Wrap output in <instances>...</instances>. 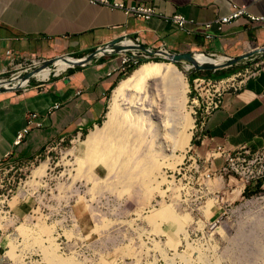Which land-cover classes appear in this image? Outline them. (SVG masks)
<instances>
[{
    "label": "crops",
    "instance_id": "crops-1",
    "mask_svg": "<svg viewBox=\"0 0 264 264\" xmlns=\"http://www.w3.org/2000/svg\"><path fill=\"white\" fill-rule=\"evenodd\" d=\"M125 1L151 2L166 15L181 13L191 20L189 33L160 16L142 20L88 0H0V73L10 66L11 57L15 62L63 55L81 58L113 40H125L129 46L137 41L151 49L166 46L174 53L202 50L226 57L257 51L237 63L238 71H245L259 60L263 63L245 78L239 90L224 93L221 106L207 118L202 134L194 133L189 160L202 196L210 201L212 217L250 192L264 189V179L246 182L233 171L223 172L225 159L216 151L241 147L252 153L264 150V52H258L264 47V23L247 16L221 29L214 23L229 14L233 4L264 16V0ZM206 22L213 23L208 30L213 34L211 38H205ZM119 61L120 54L99 53L85 64H70L66 70L50 74L40 84L32 82L28 89L0 90V163L22 166L36 160L49 145L97 127L119 79L109 72ZM186 94L183 85L179 97L182 108ZM56 104L58 107H54ZM30 112L41 115L43 126L32 129L22 143L15 144L16 134L25 126ZM19 195L18 186L7 196L0 189V264H47L41 250L22 248L25 238L20 226L35 227L37 221L32 219L34 201ZM59 219L65 222V217ZM11 243L18 246L13 257ZM51 247L58 257L65 249V236L57 237Z\"/></svg>",
    "mask_w": 264,
    "mask_h": 264
},
{
    "label": "rangeland",
    "instance_id": "rangeland-1",
    "mask_svg": "<svg viewBox=\"0 0 264 264\" xmlns=\"http://www.w3.org/2000/svg\"><path fill=\"white\" fill-rule=\"evenodd\" d=\"M194 51L198 50L176 54L189 55ZM173 59L178 60L149 58L119 78L114 88L143 63L161 62L175 67L177 73L182 74L188 84V96L193 74L218 73L238 66L200 70L188 75L185 71L192 62L187 57ZM48 66L53 73L62 71H57L53 64ZM255 67L252 64L243 73ZM11 73L12 69L5 70L0 73V78H10ZM34 78L29 79L31 85L32 82L41 83ZM151 86L159 87L160 93L158 97L154 92L149 95L146 116L125 117L126 108L122 103L110 133L122 126L129 130V139L118 153L113 150L106 164L100 160L91 163L83 152V141L104 125L114 88L102 122L97 127L49 145L47 151L32 162L22 166L5 165L14 177L13 188L19 187V196L34 201L32 219L37 224L31 228L20 226L19 231L25 238L22 248L41 250L43 261L53 264L44 250L50 249V244L54 245L57 237L65 236V249H61L58 257L71 261V264H264V189L250 192L237 204L223 208L221 213L212 217L210 201L206 202L202 196L195 182V171L190 169L189 144L181 142V136L189 130L192 131L190 145L195 142L192 120L187 130L182 117L191 109L190 103L186 99L183 109L175 105L161 79L152 80ZM170 105L176 106L177 114L174 115L179 119L180 139L175 146L174 157L168 159L162 154L160 160L164 162L152 172L149 165L153 159L148 152L154 150L153 139L160 128L157 123L152 126V119L156 115L169 122ZM138 106L136 112L142 113L141 104ZM144 153H147L146 158L140 160ZM38 169L39 173L36 172ZM183 169H187V173ZM168 212L177 221L166 219ZM63 217L64 223L59 219ZM178 221L183 222L181 230ZM33 236L35 239H30ZM15 249L18 246L11 243L12 257Z\"/></svg>",
    "mask_w": 264,
    "mask_h": 264
},
{
    "label": "built area",
    "instance_id": "built-area-1",
    "mask_svg": "<svg viewBox=\"0 0 264 264\" xmlns=\"http://www.w3.org/2000/svg\"><path fill=\"white\" fill-rule=\"evenodd\" d=\"M88 1L92 4H100L113 10H122L125 15L142 20H150L155 16H160L161 18L174 23L178 29L189 33L187 25L191 22V20H189L181 13H174L171 15L161 13L151 2L140 1L129 4L125 0ZM240 16H247L254 22L264 23V16H256L250 14L245 6L238 4H233L231 12L227 15L220 16L214 21V23L218 26L219 29H221L224 24L230 23ZM212 25V22H206L204 24L205 38H211L213 36V34L208 31L212 28ZM124 42L125 40H121V43L124 44ZM131 43L135 46L140 45L137 41H131ZM148 49L154 51V53L151 54L138 48L124 49L121 52H118L117 54H120L119 64L114 67L112 71L109 72V74H115L118 78H121L123 76H126L141 62H144L149 58L155 60L157 58H159L160 60H167L165 59V55L163 54V52L172 53L166 46H161L157 49ZM48 60L49 59L42 58L32 60L22 59L15 62L11 57L9 64L10 66L7 68V70L12 69L10 78H0V81H5L7 83L6 87L9 88L21 87L22 89H28L31 84L29 82L30 78H27L26 74L35 70V72L33 73V77H35L40 82H43L44 80L38 77L37 72L38 70L44 69L45 67L50 68V66L48 65L45 66V63ZM261 63H263V60L256 61L255 65L257 67L249 72L243 73L237 71L230 75L219 78L197 75L191 80L192 89H189L187 102L190 103L189 106L192 110L194 120L193 128L195 129V132H199L197 135L202 134L204 124L210 114L221 106L224 93L228 91L239 90L243 86L245 78L248 75L256 73ZM53 65H55V63ZM33 67L36 69L32 70L31 68ZM51 73L52 72H50V74ZM1 86L4 87L5 85L0 84V87ZM54 107H58V105L56 104ZM41 126H43L41 115L37 112L28 113L26 116L25 126L16 134L15 144L22 143L32 129L39 128ZM191 147L192 145L189 144V148ZM216 151H220L218 152V154L222 155L225 159V165L222 168L223 172L233 171L235 174L243 178L246 182L264 179V150L252 153L249 152L247 148L241 147L235 151L223 152L220 148ZM5 165L6 163L4 162L0 163V189H4L7 196L13 192L14 177L8 173ZM180 169H182V167ZM183 170L185 171V173H187L188 171L187 169Z\"/></svg>",
    "mask_w": 264,
    "mask_h": 264
},
{
    "label": "bare ground",
    "instance_id": "bare-ground-1",
    "mask_svg": "<svg viewBox=\"0 0 264 264\" xmlns=\"http://www.w3.org/2000/svg\"><path fill=\"white\" fill-rule=\"evenodd\" d=\"M217 55H218L217 57H213V56L206 55L205 53L201 51H194L190 55V58L192 59L193 62L197 64L217 65V64L222 63L226 59V56L224 55H219V54ZM74 60L76 59H71L70 57L67 59L56 60L55 65L57 67V71L64 70ZM189 67L190 65H188L187 68ZM50 72H51V69L49 67H45L44 69L39 70L37 72V75L41 79H46L50 75ZM159 79H161L167 86L166 90L169 92V98H172L175 100V105L181 106V104L179 103V97H180V94L182 93V86L184 85L185 92H187L188 90L186 81L184 80L182 74L179 75L175 67H172L167 64L164 65L161 62L143 63L135 72H133L130 76L126 77L125 79H123L122 81L118 83L117 87L115 88L113 92L112 99L110 102V109L107 113V119L104 125L98 131H95L89 134L87 138L83 141L84 150L83 149L82 150L85 156L88 159H90L91 163H93L96 160H100L101 162L106 164V161L108 160L107 158H109V156L112 155L113 150H116V152L118 153L120 150V147H122V145L128 141L129 130L123 128L122 126H120L119 128H116V130H114V133H110L111 130H113L114 128L115 122L117 121V116H118L119 111L121 110L122 103L125 104L124 107L126 108L125 117L132 115L138 118L141 116V114L146 116L147 110H148V108H146V105H147L146 101L149 95L154 92L157 94V97H158L160 93L159 87L153 88L151 86L152 80H159ZM5 83H6L5 81H0V84H5ZM174 93H175V97H174ZM186 99H187V94H186ZM138 104H141V108L143 109V111H141L142 113L136 112V110L139 107ZM170 107L171 108H169V112L171 113L168 116L170 119L169 122H166L165 121L166 119L160 120L159 118L156 117V115H154L152 119V126H155L157 123L158 127L162 129V136L158 137L161 129L158 128L157 126L155 127V129L158 128V132L154 136V139H153L154 150L148 152L150 157L153 159L152 165H149V169H151L152 172H154L156 169H159L162 163L164 162L160 160V157L162 156V154H164V156L167 157L168 159H171L174 157L173 152L175 150V146L177 145L178 140L180 139L179 119L175 117L174 115V114H177L176 106L170 105ZM188 110H189L188 114H184V116H182L183 119L185 120L184 122L185 129L187 128L190 129L191 120H192V125L194 124L192 110L191 109H188ZM163 120H164V123L161 122ZM116 134L117 136L116 138H114ZM191 134H192V131L190 132V130L189 132H186L184 136H181V142L185 144L187 141L186 144H190L189 141L191 138ZM133 140H134L133 142H135L136 137H134ZM79 149H76V150H79ZM161 149L163 152L161 151ZM146 156H147V153H144L142 155V159L140 160L145 159ZM36 172L39 173L40 172L39 169ZM166 219L171 220V221H177V218L176 217L173 218L170 212L166 214ZM179 223L180 224L178 226L181 230L183 222H179ZM51 244L50 246H52ZM51 248L54 249L53 247ZM52 249L44 250L45 256L47 257L50 263H53V264L55 263L71 264L72 263L69 260L65 259L64 261L63 259L57 257L55 255V250H52Z\"/></svg>",
    "mask_w": 264,
    "mask_h": 264
},
{
    "label": "water",
    "instance_id": "water-1",
    "mask_svg": "<svg viewBox=\"0 0 264 264\" xmlns=\"http://www.w3.org/2000/svg\"><path fill=\"white\" fill-rule=\"evenodd\" d=\"M131 48H138V49H141V50H143L145 52H148V53H151V54L154 53V51L149 50L148 48H146V47H144L142 45L135 46V45L131 44L129 46V45L121 43V40H113L112 42H109V43L105 44V46L97 48L95 50V52H92L91 54H89L87 56H84V57H81V58H75L76 60L72 61L71 64L72 65L85 64L86 62L90 61L95 55H97L99 53L115 54V53L121 52L124 49H131ZM256 52L257 51L249 52V53L243 54L241 56H237V57H226V59H225L226 61L225 62H222V63L217 64V65L197 64V63L193 62L192 59L190 58L191 54H189V55H186V54L177 55L174 52H172V53L163 52V54L165 55V59L173 60L175 62H177L178 59L174 60L173 58H176V57L180 58L181 57V59H184V58L186 59V57H187V60L192 62V65H190V67L185 71V73L188 74V75H192L193 73L198 72L200 70H210V69L217 70L218 68H224V67L232 66L234 64H237L238 62H240L244 58H248V57L254 55ZM258 52H264V47L259 49ZM57 58H67V56L63 55V56H60V57H57ZM57 58H53V59L48 60L45 63V66L54 64L55 63V59H57ZM34 72H35V70L32 71V72L27 73L26 77L27 78H31L33 76ZM8 88L9 87L1 86L0 90H4V89H8ZM11 88H15V87H11Z\"/></svg>",
    "mask_w": 264,
    "mask_h": 264
},
{
    "label": "trees",
    "instance_id": "trees-1",
    "mask_svg": "<svg viewBox=\"0 0 264 264\" xmlns=\"http://www.w3.org/2000/svg\"><path fill=\"white\" fill-rule=\"evenodd\" d=\"M156 60H160V59L157 58ZM239 68L240 67H238V66L231 67V68H228L226 70H224V69L223 70H219L218 73H212V72L207 71L205 74H203V76L214 77V78L224 77V76H227V75H230L232 73L237 72ZM196 74H193L192 76H190L191 80L196 76ZM101 122H102V120H100L99 123H101Z\"/></svg>",
    "mask_w": 264,
    "mask_h": 264
}]
</instances>
